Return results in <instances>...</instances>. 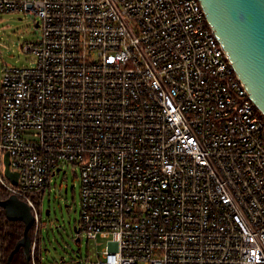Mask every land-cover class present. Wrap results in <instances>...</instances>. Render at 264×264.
<instances>
[{"label": "built area", "instance_id": "obj_1", "mask_svg": "<svg viewBox=\"0 0 264 264\" xmlns=\"http://www.w3.org/2000/svg\"><path fill=\"white\" fill-rule=\"evenodd\" d=\"M40 35L0 81V185L80 169L85 264H264V114L200 0H0ZM19 173L14 184L6 175ZM40 203V202H39Z\"/></svg>", "mask_w": 264, "mask_h": 264}, {"label": "rangeland", "instance_id": "obj_2", "mask_svg": "<svg viewBox=\"0 0 264 264\" xmlns=\"http://www.w3.org/2000/svg\"><path fill=\"white\" fill-rule=\"evenodd\" d=\"M40 31L33 18L26 13L0 12V81L6 66H31L30 55L22 48L27 40H36ZM52 177L51 184L42 198L44 209L40 211L43 223V264H85L88 258L95 260L107 239H88L81 235L77 242V230L81 220L80 169L71 162ZM67 188V192H66ZM3 189V190H1ZM0 193H6L0 185ZM40 194L34 196L39 209ZM52 210L50 216L46 210ZM36 229L32 234L35 236ZM33 236V237H34Z\"/></svg>", "mask_w": 264, "mask_h": 264}, {"label": "water", "instance_id": "obj_3", "mask_svg": "<svg viewBox=\"0 0 264 264\" xmlns=\"http://www.w3.org/2000/svg\"><path fill=\"white\" fill-rule=\"evenodd\" d=\"M221 44L226 49L239 77L245 83L250 98L264 114V0H200ZM7 177L16 184L19 173L10 168V154L5 155ZM67 191V190H66ZM9 220L22 221L24 234L18 240L8 258L12 264L14 255L23 249L27 263L32 264L31 228L35 215L30 204L12 194L0 197ZM50 214V210H46ZM78 232V228H76Z\"/></svg>", "mask_w": 264, "mask_h": 264}, {"label": "trees", "instance_id": "obj_4", "mask_svg": "<svg viewBox=\"0 0 264 264\" xmlns=\"http://www.w3.org/2000/svg\"><path fill=\"white\" fill-rule=\"evenodd\" d=\"M3 190V189H1ZM5 190V189H4ZM6 191V190H5ZM8 193H0L1 198L8 197ZM34 226L30 230L33 238ZM25 224L22 221L9 220L6 216L5 209L0 207V264H8V258L15 248L18 240L23 236ZM44 238L41 234L38 246V263L43 264V241ZM12 264H28L26 255L23 249L19 250L12 259Z\"/></svg>", "mask_w": 264, "mask_h": 264}, {"label": "flooded vegetation", "instance_id": "obj_5", "mask_svg": "<svg viewBox=\"0 0 264 264\" xmlns=\"http://www.w3.org/2000/svg\"><path fill=\"white\" fill-rule=\"evenodd\" d=\"M66 190H67V188H66ZM67 192V191H66ZM43 200L44 199H42L41 201H40V203H39V207H40V211L43 213V209H44V202H43ZM49 210H50V214H51V212H52V210L50 209V208H48ZM50 214H48L49 216H50ZM80 239H81V237L80 236H78L77 238H76V240H77V242H79L80 241Z\"/></svg>", "mask_w": 264, "mask_h": 264}]
</instances>
